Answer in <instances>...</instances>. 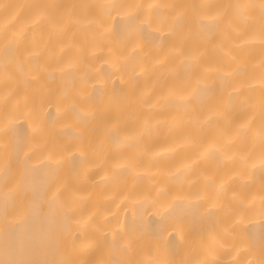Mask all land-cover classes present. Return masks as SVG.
<instances>
[{
    "label": "bare ground",
    "instance_id": "6f19581e",
    "mask_svg": "<svg viewBox=\"0 0 264 264\" xmlns=\"http://www.w3.org/2000/svg\"><path fill=\"white\" fill-rule=\"evenodd\" d=\"M262 0H0V264H262Z\"/></svg>",
    "mask_w": 264,
    "mask_h": 264
},
{
    "label": "snow or ice",
    "instance_id": "6c2138e0",
    "mask_svg": "<svg viewBox=\"0 0 264 264\" xmlns=\"http://www.w3.org/2000/svg\"><path fill=\"white\" fill-rule=\"evenodd\" d=\"M261 9H262L261 16L264 17V0H262L261 2ZM262 264H264V262H262Z\"/></svg>",
    "mask_w": 264,
    "mask_h": 264
}]
</instances>
